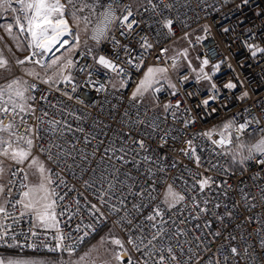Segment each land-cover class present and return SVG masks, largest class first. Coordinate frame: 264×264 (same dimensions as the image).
<instances>
[{
	"label": "built area",
	"instance_id": "obj_1",
	"mask_svg": "<svg viewBox=\"0 0 264 264\" xmlns=\"http://www.w3.org/2000/svg\"><path fill=\"white\" fill-rule=\"evenodd\" d=\"M152 4L158 5L156 11H153ZM152 4H149L147 0L142 5L136 6L131 0H120V3L116 5L117 15L123 12L125 6H128L135 14V18L141 21L140 26L131 35H122V32L127 33V29L118 28L115 25L110 33L120 41V45H128L130 53L126 54L120 46L114 47L111 40L96 44L98 56L105 55L125 68L123 78L127 87L119 88L121 77L95 63V56L92 53L81 56V53L85 51H78L73 57L77 61V69L81 67L84 69L82 72L73 69L74 83L80 85L76 93H71V85L60 84L58 86L60 91H56L50 89L48 85L31 81V78L27 77L30 82L37 83V90L34 93L37 116L41 115V109H43L49 113V117L45 119L55 118L61 120L62 123L67 122L72 125L73 129L81 127L85 130L83 133L73 131L63 136L56 134L54 142L62 145L64 153L71 152L72 155L62 154L49 160L48 153H41L40 147L48 148L53 143V134L47 131L46 125H41L45 129L40 133L43 139L36 140L33 149V154L38 156L53 173L55 182L51 187L56 188V191L65 197L61 203L69 205L71 211L75 213L71 220L67 219V215L59 218L61 230L65 234L71 233V239L65 240V243L74 244L75 253H77L100 230L110 227L124 242L127 249L124 253V260L127 261L129 255L133 264L142 260L141 254L135 251L131 244H128V239L130 236L137 235L136 225L143 222V216L147 215L153 204L159 203V200L153 201V204L144 208L142 214L133 213L131 217L133 224L128 225L125 222L127 217L123 206H121L120 212H114L110 210L109 205L101 203L97 199L101 188L97 178L105 168L109 171L113 166L120 168L121 180L124 179L123 173H129L131 179L127 180L126 184L131 186L133 192L137 188H146L151 183V180L145 179L148 164L141 163L137 170L131 163L121 164L120 161L109 160L104 154V148L110 142H115L117 145L123 142L127 146L131 144V139L135 138L143 139L148 149L147 153L141 152L137 159L142 160L143 155L147 154L155 161L151 167L161 199L167 184H172L174 189L180 193L187 191L190 196L191 185L194 182L193 177L197 173L211 176L218 183L227 181V184L222 185V189H215L213 186L215 191L227 192L226 196L217 197L221 203L219 209H213V204L216 202L213 200L208 205L209 215L196 213L189 198L184 201L183 206H180V212L173 209L167 214L166 219L170 218L171 221H176V227L187 228L188 237L186 238L195 240V236L200 234L206 245L212 241L210 247L213 252L220 245H224V254L231 257L229 248L237 247L241 255L231 257L228 264H264V248L260 243L264 239V233L256 234V229L259 226L256 222L264 223V198L260 195V189L264 188V172L260 171V167L254 161H247L245 164H241L240 168L232 169L229 165L228 154H219L221 149L213 145L206 137L199 135L212 128L218 129L224 122L234 118L237 124L246 120L252 121V124L243 133V139L250 135L264 136V131H261L264 129V53H258L256 57H252L248 48V45L264 48V0H247V3H244L243 0H163L162 3L161 0H152ZM168 4L172 6L170 9L164 7ZM165 18L173 20L171 33L159 23ZM198 36L202 38L200 41L196 39ZM142 37H146L152 44L150 49L145 50L141 46ZM181 39H189V48L197 52L199 65L203 58L206 57L209 60V65L205 68L206 72H212L213 64H220L219 71L213 76V81L220 91L217 99L210 102L209 108L203 107L200 103L202 99L208 98L210 95L208 82H197L195 77H192L190 69L184 66L178 56L173 54L172 46ZM164 48H167L168 51L161 54V49ZM129 55L136 57L137 63H142L139 71L126 63ZM141 55L143 56L142 61L140 60ZM170 57H176V68L171 67ZM151 66L168 68L171 82L177 86V95H171L173 90L167 84L162 83L160 85L162 91L155 93L153 104L131 101L132 91L146 69ZM185 73L189 79L182 82L181 77ZM89 79L93 83L85 87V82ZM229 81L236 83L237 87L225 89L223 85ZM99 83L105 84L104 90H95ZM113 84H116L117 87L114 88ZM62 91H67L74 97H80L84 104L76 102L75 99L69 101L61 94ZM190 92L195 95L189 96ZM245 92L248 93L247 96L244 95ZM41 96H45L46 99L41 100ZM177 101L181 102V107L176 110L174 118L171 111H164L163 105L171 103L175 106ZM54 104L60 105V107H51ZM61 108L64 111H61ZM212 108H215L216 111L212 112ZM136 113H139V118L144 119L146 124H150L153 118L158 117L156 123L163 131L154 132L151 127L130 124V119L132 121L137 119ZM77 116L83 117V119L78 120ZM9 119H5L4 123L7 124ZM184 121L190 122L187 127H185ZM29 123L35 124L36 121L32 118L29 119ZM169 129L171 131H168ZM125 132H129L131 138L125 137ZM90 135L96 138L90 139V143L86 145L85 137ZM233 135L235 136L236 133L233 132ZM161 136L167 140L166 144L161 145ZM121 138L123 139L121 140ZM101 140L104 141V144L100 143ZM188 140H192V146L196 148V154L201 157L204 167L198 168L193 159L181 151V149H189ZM72 145L75 146L76 151H72ZM97 148L99 150L93 154V150ZM56 150L53 149V152ZM82 150L87 153V159L80 155ZM136 151L140 150L136 149ZM132 155L133 153L129 154V159ZM209 160L218 166L212 168L208 163ZM161 167L164 169L163 172L159 171ZM17 168H24L26 171V164L15 165L12 163L10 170ZM206 168L211 170L205 171ZM258 174L260 179H253ZM22 176L23 173H20L14 178L17 184ZM8 179L9 174L6 183ZM60 179H63L64 184L59 183ZM85 181L90 183L95 181V184L88 188L85 186ZM228 185H231V188ZM123 191L127 196L129 210L134 202L137 204L147 203V198L142 201L129 193L127 187H124ZM244 194H248L250 197L255 196L256 199L245 200ZM13 196H17L16 189H13ZM198 198L202 201L203 194H198ZM77 200L80 203L78 212L74 203ZM109 203L113 204L116 201L113 199ZM91 204H96L100 210L95 215L90 211ZM252 204L255 207H251ZM19 211L20 209L16 212L17 217H19ZM57 211H59V207ZM228 211H231V217L225 214ZM217 214H224L223 219H219ZM196 215H199L200 218H193ZM247 217L253 218V222L249 223ZM180 219H186V224L179 223ZM31 222L32 217L24 216L20 217L16 223L11 220L6 223L12 225L17 239L21 243L35 242L39 245L41 241H44L50 246L56 243L54 239H50L53 235L52 232L45 233L43 231H40L38 236L26 240L25 236L32 226ZM206 223H210L211 228L203 227ZM196 224H200L202 227L194 228L193 226ZM78 225L80 230L76 231ZM172 227L171 223L164 225L169 236H171V231L167 230ZM216 231H219L221 236H213L212 233ZM85 232H88L87 236H84ZM82 236L84 238L81 242L79 238ZM228 236H236L237 239L226 240L225 237ZM245 247L248 248V254L243 251ZM184 248L187 251L188 245L184 244ZM0 250H14L20 253L46 256L67 255V253L48 252L43 246L36 251L28 247L8 248L6 246H0ZM183 259L184 257L181 256V260Z\"/></svg>",
	"mask_w": 264,
	"mask_h": 264
},
{
	"label": "snow or ice",
	"instance_id": "obj_2",
	"mask_svg": "<svg viewBox=\"0 0 264 264\" xmlns=\"http://www.w3.org/2000/svg\"><path fill=\"white\" fill-rule=\"evenodd\" d=\"M163 0H161V3ZM247 3V0H243ZM120 3V0H0V15L3 13H11L13 23L7 25H0L5 28L8 35L12 36L14 40H19L20 36H23L27 41V48L30 50V55L26 56L24 59H17L15 61L16 65L33 64L37 65L39 69L43 70V75L36 68L25 69L24 76L30 77L31 81H38L39 83L48 85L50 89L60 91L59 85H71V93H76L78 87L74 83L73 79V69H77V61L72 56L64 58L63 53L61 56H56V52L64 53L78 51L81 46V33L87 37L83 41V46L85 52L81 53V56L88 55L93 52L92 47L89 45L88 41L91 40L95 44L99 45L105 40H111L114 47L120 46L123 51L128 54L130 49L128 45H120V41L116 40L114 36L110 35L113 30V26L118 28H126L127 33L122 32V35H131L135 32V29L140 26L141 21L135 18V14L130 7L125 6L123 12L117 15L116 5ZM149 4H152V0H148ZM153 11H156L158 5L152 4ZM165 8H171L170 4L164 5ZM159 15V12H157ZM71 21V23H70ZM164 28L172 32V19H162L159 21ZM81 25L83 27L81 28ZM17 28L19 35H13V28ZM75 29V30H74ZM228 31V29H225ZM197 41L202 38L197 37ZM141 46L148 50L152 47V44L148 42L146 37L141 38ZM20 47V44L17 45ZM251 51L252 57H256L258 53H264V48H259L255 45H248ZM9 51H11L9 49ZM168 49H161V54L167 52ZM51 53L52 58L45 61V55ZM183 56L185 60L188 59V51L184 49L179 53ZM118 58V54H117ZM172 60L171 67L176 68V57H170ZM199 59V57H198ZM95 63L102 66L104 69L115 73L120 76L119 88L127 87L124 74L125 68L115 63L112 59H109L105 55H99L94 57ZM140 60H143L141 55ZM126 63L132 65L137 71L142 67V63L136 62V57L129 55ZM209 65V60L205 57L201 60V63L197 68H193L191 61L188 62V67L193 73H195V79L197 82L207 81L209 85L210 95L208 98L201 100V105L205 108L210 107V102L215 101L218 97L220 89L217 84L213 81V76L220 69V64L215 63L212 65V72H206L205 68ZM231 67V65H229ZM9 70V61L7 58L0 53V71ZM78 71H84L81 67L77 69ZM168 68L163 66H152L148 67L143 73L142 78L136 84L135 89L132 91L130 100L133 102H140L148 93H159L162 91L161 82L162 80H167ZM91 75V74H89ZM189 79L187 73L181 77V81H187ZM93 82L89 79L85 82V87L92 84ZM168 87L173 91L171 95L176 96V85L170 80L167 81ZM95 86V85H94ZM114 88L117 87L116 84L112 85ZM225 89H235L237 87L236 83L231 81L223 85ZM105 89L104 83H99L95 87L96 91H102ZM37 90V83L30 82V80L25 79L23 76H13L11 78H5L3 83H0V179H3L5 172H9V179L7 183H0V246H6L8 248H24L28 247L33 251H36L39 247L43 246L51 253H67L69 257L75 253V245L72 243H65V240L71 239V233L65 234L61 228L60 217L67 215V219L71 220L73 218V213L70 206L61 203L64 201L65 197L60 195L56 188L51 187L55 182L53 179V173L50 169L46 168L44 162L38 156L33 154V149L35 147L36 140H42L40 133L45 129L41 125L47 126V131L53 134V143L50 144L48 148L43 146L40 147V152L48 153V159L51 160L54 156H60L62 154L71 156V152L64 153L62 151V145H58L54 142L55 135L59 134L61 136L68 135L75 132L83 133L85 130L81 127L72 128V125L55 118L45 119L49 117V113L46 110L41 109V115L37 116L36 106L34 101L36 97L34 93ZM61 94L69 101L75 99L76 102L84 104V101L80 97H74L67 91H62ZM189 96H194L195 93H188ZM245 96L248 95L247 92L244 93ZM41 100H45V96L40 97ZM198 107L200 105H197ZM51 107L56 108L60 105H51ZM181 107V102L177 101L175 106L171 103L163 105L164 111H171L172 116L175 118L176 110ZM61 111H64L61 108ZM212 112L216 109L212 108ZM127 115V113H126ZM137 119L132 121L130 119L129 123L132 125L139 124L146 127H151L155 131H163L159 128L156 123L158 117L153 118L150 124H146L144 119L139 118V113H136ZM9 119L7 124L4 123L5 119ZM34 118L36 123H29V119ZM76 119L82 120L83 117L77 116ZM259 122V121H258ZM190 122L184 121L185 127L188 126ZM252 124L251 120H246L243 123L237 124L235 119H230L224 122L218 129L212 128L206 132L200 133L199 135L206 137L211 141L213 145L221 149V155L227 153L232 156L233 161H236L239 157V163L245 164L247 161H254L259 167L260 171L264 172V136H261L254 143H246L242 136L243 133ZM168 131H171L170 129ZM264 131V129H261ZM233 132L236 135H233ZM125 137L131 138L129 132L124 133ZM215 137V139H214ZM96 138L95 136L85 137L84 143L87 145L90 143V139ZM123 138H121L122 140ZM161 145L166 144L167 140L163 136L160 137ZM104 144V141H100ZM187 144L189 146L188 150L181 149L186 156L193 159L196 166L204 167L201 163V157L196 154V148L192 146V140H188ZM53 149H57L53 152ZM136 149L140 151L137 152ZM99 149H94L93 154ZM72 151H76L75 146L72 145ZM141 152L147 153L148 149L146 147L145 141L143 139H131V144L125 146L123 142L117 145L115 142H110L104 148V154L109 160L120 161L121 164L131 163L137 170H139L141 163H146L149 165L147 169L146 180H151V183L146 188H137L135 192L132 191L131 186L126 184V181L131 179L129 173H123L124 179H120L121 171L120 168L113 166L109 171L107 168L103 169L101 175L97 178L101 184L99 190V195L97 199L101 203L109 205L111 211L120 212L123 210L125 216L127 217L126 223L128 225L133 224L131 219L133 213L142 214V210L153 204V201L159 200V203L153 204L151 211L143 216V222L136 225L137 235L135 237L130 236L128 239V244H131L135 251L141 254L142 260L136 261V264H228L231 257L240 256L241 253L237 247L231 246L229 252L231 257L224 254V245L213 252L209 242L208 245L204 243V239L200 234L195 236V240L188 237L187 228L181 229L176 227V221H171L170 218L166 219L168 213L173 209L177 212L181 211V207L186 199H191L192 204L196 213H203L204 215H209L208 205L212 203L213 200L216 202L213 204V209H219L221 203L217 199L220 195H227L224 191H215V189H222L223 184H227V181L217 182L211 176L201 175L199 173L193 177V184L191 185V195L188 192L180 193L174 189L172 184H167L164 189L163 197L161 199L159 190L156 187L157 181L153 179L154 173L152 172V164L155 163L150 155H143L142 160L137 158L140 156ZM133 153L131 159H129V154ZM80 155L84 159H87V153L83 150ZM4 160H9L15 165H25L27 163V168L33 170L32 175L37 177L35 182L29 180V173L24 170V168H17L16 170L6 169L4 167ZM212 168H216L218 165L212 163L211 160L208 161ZM175 166V165H173ZM211 169L206 168L205 171H210ZM159 171L163 172L164 169L161 167ZM20 173L23 176L20 177L19 183L14 179ZM253 179H260L259 174ZM60 184H64L63 179H60ZM95 181L88 182L85 181V186L88 188L93 187ZM187 184V181H185ZM106 185V187H105ZM215 186V189L213 188ZM127 187L128 192L133 196L140 198L142 201L147 198V203H133L131 205V210L127 207V196L125 195L123 188ZM231 188V185H228ZM13 189H16L17 196H13ZM243 192V190H241ZM156 193V195H153ZM198 194H203L204 198L201 201L198 198ZM260 195L264 198V188L260 189ZM211 197V199H209ZM245 200H255V196H249L244 194ZM115 200L116 203L110 204L109 201ZM76 205L77 212L80 209L79 201H74ZM59 207V211H57ZM251 207H255L254 204ZM19 211V217H17L16 212ZM90 211L93 215L98 213L100 210L96 204L90 205ZM215 214V213H213ZM227 216L231 217V211L225 213ZM102 215V214H101ZM183 215V214H182ZM219 219H223L224 214H217ZM30 216L32 217V226L29 228L28 234L25 239L28 240L31 237H36L39 235L40 231L45 233L52 232L53 235L50 239H54L56 243L52 246L41 241L40 244L32 243H21L12 229V225L6 223L11 220L13 223L18 222L20 217ZM199 219V215L193 217ZM249 223L253 222V218L247 217ZM150 222V224H149ZM171 223L172 228L167 231H171V236L167 235L164 225ZM179 223L186 224V219H180ZM259 226L256 229V234L261 235L264 233V223L259 221L256 222ZM194 228H201L200 224L193 226ZM203 227L211 228L210 223H206ZM148 229V231H145ZM79 225L76 231H79ZM11 233V235H10ZM88 232L84 233L87 236ZM213 236L219 237L221 233L216 231L212 233ZM83 236L80 237L82 242ZM226 240L234 241L237 239L236 236L225 237ZM163 241V243H160ZM175 241V243H173ZM111 243L115 245L120 251H113L109 249L112 254V258L115 260L116 264H133L132 258L129 255L127 261L124 260V253L127 251L124 242L119 238L112 237L109 239L102 238L101 246L106 243ZM261 247L264 248V239L261 240ZM184 244L188 245L187 251H185ZM98 251L99 249H95ZM244 253L248 254V248H244ZM179 253V254H178ZM211 253V255H208ZM181 256L184 257L181 260ZM222 256V259H221ZM91 252L85 253V255L80 256L76 261H57L56 264H96L95 260H91ZM0 264H49L48 261L38 258H27V257H12V256H0ZM107 264V262H106Z\"/></svg>",
	"mask_w": 264,
	"mask_h": 264
},
{
	"label": "rangeland",
	"instance_id": "obj_3",
	"mask_svg": "<svg viewBox=\"0 0 264 264\" xmlns=\"http://www.w3.org/2000/svg\"><path fill=\"white\" fill-rule=\"evenodd\" d=\"M106 1V0H105ZM134 5L139 6L145 3L147 0H131ZM11 13H3L0 15V21L2 20L1 18L3 17H8ZM14 24V21L11 22ZM71 23V21H70ZM7 25V24H6ZM83 25H81V28ZM3 29H5L3 27ZM75 30V29H74ZM13 35H19L18 29L13 28ZM87 37L84 35V33H81V46L78 51H85V48L83 46V41ZM189 39H181L174 43L172 46V51L175 56H178L181 62L184 64V66L188 67V62L191 61V65L193 68L198 69L199 61L197 59V52H194V50L189 48L188 45ZM89 45L92 47L93 52L92 54L95 57H98L97 55V46L90 40L88 41ZM20 44V47L18 48L17 45ZM9 49L11 51H9ZM184 49H187L188 51V59L185 60L183 56H180L179 53L182 52ZM68 52L64 53V50L62 49L61 52H56V56H61L63 53L64 58H67L68 56L74 57L76 52ZM0 53L3 54L5 58L8 59L9 61V70L6 71H0V83H3L5 78H11L13 76H23L25 79H27V76H24V71L25 69H31V68H36L37 71H40L41 74L43 75V70L39 69L37 65L33 64H25V65H16L15 61L17 59H24L26 56L30 55V50L27 48V41L23 36L19 37V40H14L12 36L8 35L6 31L0 32ZM52 58V54L49 53L45 55L44 60L47 61ZM152 67V66H151ZM159 67V66H157ZM189 68V67H188ZM190 69V68H189ZM191 71V69H190ZM192 77H195V73L191 71ZM171 81V77L169 73L167 72V80H162V83H165L168 85L167 81ZM142 102L146 104H153L155 102V94L153 93H148L146 96L141 100ZM261 136H255V135H250L243 140L246 143H254L256 140H258ZM229 158V165L232 169H238L240 168L241 164L239 163V157H237L236 161H233L232 156L228 154ZM0 159H3L0 157ZM12 162L9 160H4V167L6 169H10ZM46 166V165H45ZM47 168V167H46ZM26 171L29 173V180L32 182H35L37 177L35 175H32L31 169L27 168V163H26ZM9 172H5L3 179H0V183H6L7 177H8ZM115 237L119 238L116 232L112 228H107L105 229L98 237H96L94 240H92L90 243H88L82 250L79 252L75 253L71 257L68 255H61V256H46V255H36V254H30V253H20L14 250H0V256H12V257H27V258H38V259H43L49 262V264H56L57 261L64 260V261H76L80 256L85 255V253L91 252V260H95L96 264H116L115 260L112 258V254L109 252V249L113 251H120L119 248H117L115 245L109 243L104 244L101 246L100 242L102 238L109 239ZM95 249H99L96 251Z\"/></svg>",
	"mask_w": 264,
	"mask_h": 264
},
{
	"label": "crops",
	"instance_id": "obj_4",
	"mask_svg": "<svg viewBox=\"0 0 264 264\" xmlns=\"http://www.w3.org/2000/svg\"><path fill=\"white\" fill-rule=\"evenodd\" d=\"M12 15L13 14H10L8 17L1 18L2 20L0 21V25H6V24L13 22ZM4 31L5 29H3L2 26H0V32H4Z\"/></svg>",
	"mask_w": 264,
	"mask_h": 264
},
{
	"label": "trees",
	"instance_id": "obj_5",
	"mask_svg": "<svg viewBox=\"0 0 264 264\" xmlns=\"http://www.w3.org/2000/svg\"><path fill=\"white\" fill-rule=\"evenodd\" d=\"M108 227H105V228H103L102 230H100V232H98L91 240H90V242L92 241V240H94L96 237H98L105 229H107ZM89 242V243H90Z\"/></svg>",
	"mask_w": 264,
	"mask_h": 264
}]
</instances>
